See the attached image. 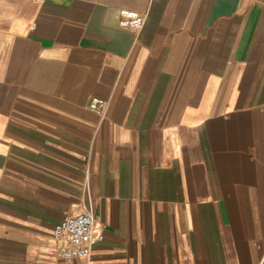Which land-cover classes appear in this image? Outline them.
Wrapping results in <instances>:
<instances>
[{"label": "crops", "instance_id": "crops-1", "mask_svg": "<svg viewBox=\"0 0 264 264\" xmlns=\"http://www.w3.org/2000/svg\"><path fill=\"white\" fill-rule=\"evenodd\" d=\"M0 264H264V0H0Z\"/></svg>", "mask_w": 264, "mask_h": 264}, {"label": "built area", "instance_id": "built-area-1", "mask_svg": "<svg viewBox=\"0 0 264 264\" xmlns=\"http://www.w3.org/2000/svg\"><path fill=\"white\" fill-rule=\"evenodd\" d=\"M145 15L121 9L118 25L124 30L138 32L144 25ZM106 101L93 97L89 109L97 114L104 111ZM53 236L60 243L57 257L62 259L86 258L91 254L94 233V216L90 210L65 213L53 228Z\"/></svg>", "mask_w": 264, "mask_h": 264}]
</instances>
